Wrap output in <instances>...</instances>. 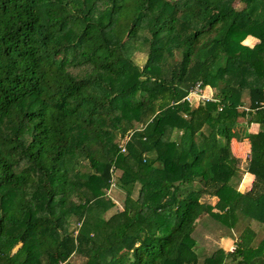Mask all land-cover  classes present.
Here are the masks:
<instances>
[{
  "label": "trees",
  "instance_id": "1",
  "mask_svg": "<svg viewBox=\"0 0 264 264\" xmlns=\"http://www.w3.org/2000/svg\"><path fill=\"white\" fill-rule=\"evenodd\" d=\"M263 103L264 0H0V264H264Z\"/></svg>",
  "mask_w": 264,
  "mask_h": 264
},
{
  "label": "rangeland",
  "instance_id": "2",
  "mask_svg": "<svg viewBox=\"0 0 264 264\" xmlns=\"http://www.w3.org/2000/svg\"><path fill=\"white\" fill-rule=\"evenodd\" d=\"M241 4L238 2L234 3L235 8H241ZM250 41L245 42V44L249 45ZM134 62L139 66L142 67L144 65V62L146 60V53H136L134 55ZM251 80L248 79V82ZM214 98V91L211 90L209 87H205L202 89V96H189L187 102L190 105L196 106L200 102H208L213 101ZM247 160L243 161L241 159V165L243 169H246ZM243 177V176H242ZM254 181V177L250 178H244L242 184H239L238 190L243 191L244 193L246 191H249L251 189L252 183ZM110 198L114 201L116 207L119 210H122V202L124 200V193L119 189H111L110 192ZM202 202H207L212 205L216 203L215 198H208L203 197L201 199ZM241 227V226H240ZM254 228H256V225H254ZM242 228H239L240 230ZM194 238L198 242L199 246H203V250L200 251V261L202 262L205 257H207V254L210 255L211 252L215 251L218 248L225 249L227 251H232L235 247L236 242V232L231 233L229 230L225 229L222 225L219 223L214 222L211 218H204L198 225L197 229L195 230ZM85 261L84 258L74 255L70 260L69 264H83Z\"/></svg>",
  "mask_w": 264,
  "mask_h": 264
},
{
  "label": "crops",
  "instance_id": "3",
  "mask_svg": "<svg viewBox=\"0 0 264 264\" xmlns=\"http://www.w3.org/2000/svg\"><path fill=\"white\" fill-rule=\"evenodd\" d=\"M247 41H250L249 45L250 47H252L254 45V43L256 42L255 39H253L252 37H248L245 41H244V44L245 42ZM247 45V44H246ZM259 131V126L258 124H250L249 126H247V129H246V132L249 133V134H255ZM230 148H231V152L232 154L237 157V158H240V159H243V161L246 160V158L248 157V155L250 154L251 152V145L249 143V141L247 139H244L242 141H237V140H232L231 141V145H230ZM253 149H258L257 147H253ZM250 178L253 176L251 174H248V173H245L243 174V177H242V180L240 182V185L242 184L244 178ZM240 192H243V191H240ZM247 192V191H246ZM244 193V192H243Z\"/></svg>",
  "mask_w": 264,
  "mask_h": 264
},
{
  "label": "built area",
  "instance_id": "4",
  "mask_svg": "<svg viewBox=\"0 0 264 264\" xmlns=\"http://www.w3.org/2000/svg\"><path fill=\"white\" fill-rule=\"evenodd\" d=\"M201 83H198L194 89H192L189 93V95L186 97V100H188L189 96H198L201 97L202 96V88H201ZM262 106L264 107V103L262 104ZM129 139V137L125 138V142ZM125 149L124 147H121V152H124Z\"/></svg>",
  "mask_w": 264,
  "mask_h": 264
}]
</instances>
